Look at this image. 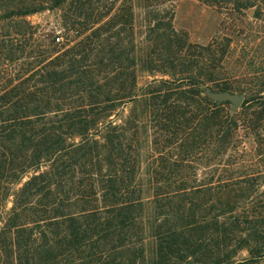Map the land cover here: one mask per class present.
Returning a JSON list of instances; mask_svg holds the SVG:
<instances>
[{"label":"trees","instance_id":"obj_1","mask_svg":"<svg viewBox=\"0 0 264 264\" xmlns=\"http://www.w3.org/2000/svg\"><path fill=\"white\" fill-rule=\"evenodd\" d=\"M174 1L0 0V264L264 259V74L234 84L241 47L187 39ZM54 10L61 35L28 19Z\"/></svg>","mask_w":264,"mask_h":264},{"label":"rangeland","instance_id":"obj_2","mask_svg":"<svg viewBox=\"0 0 264 264\" xmlns=\"http://www.w3.org/2000/svg\"><path fill=\"white\" fill-rule=\"evenodd\" d=\"M258 4L264 12V0ZM255 9L256 6L237 15L231 10L206 6L198 0H175L173 22L175 28L192 42L204 44L219 36L230 37L237 49L241 47V79H237L234 84L243 88H255L254 84L259 80L254 75L264 74V67H261L264 66V20L263 17H253ZM60 16L61 11L54 10L33 14L28 19L44 26L49 34L61 35ZM231 65L233 64L230 62L228 70L232 69ZM226 108H230V105ZM240 132L243 135L245 131L241 129ZM244 145L245 157L253 160L250 164H257L259 161H255V144L252 138L245 139ZM246 253L245 250L241 251V257L246 256ZM259 264H264V259Z\"/></svg>","mask_w":264,"mask_h":264},{"label":"water","instance_id":"obj_3","mask_svg":"<svg viewBox=\"0 0 264 264\" xmlns=\"http://www.w3.org/2000/svg\"><path fill=\"white\" fill-rule=\"evenodd\" d=\"M207 95L218 102L229 100L231 102V113L235 112L242 104L244 100V93H235L229 91H211L209 88L206 89Z\"/></svg>","mask_w":264,"mask_h":264}]
</instances>
